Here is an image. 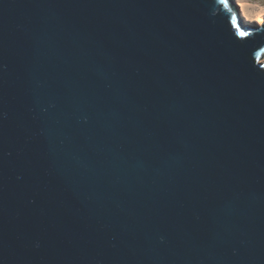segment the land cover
<instances>
[{
  "label": "water",
  "instance_id": "95a60500",
  "mask_svg": "<svg viewBox=\"0 0 264 264\" xmlns=\"http://www.w3.org/2000/svg\"><path fill=\"white\" fill-rule=\"evenodd\" d=\"M0 264H264V24L0 0Z\"/></svg>",
  "mask_w": 264,
  "mask_h": 264
},
{
  "label": "bare ground",
  "instance_id": "6f19581e",
  "mask_svg": "<svg viewBox=\"0 0 264 264\" xmlns=\"http://www.w3.org/2000/svg\"><path fill=\"white\" fill-rule=\"evenodd\" d=\"M241 11L242 19L246 21H257L260 25L264 24V4L252 7L247 0H237Z\"/></svg>",
  "mask_w": 264,
  "mask_h": 264
},
{
  "label": "snow or ice",
  "instance_id": "6c2138e0",
  "mask_svg": "<svg viewBox=\"0 0 264 264\" xmlns=\"http://www.w3.org/2000/svg\"><path fill=\"white\" fill-rule=\"evenodd\" d=\"M216 2H217L218 4L224 6L225 8H229V0H216ZM233 26H234V27H237V29H238L237 34H238L240 37L244 38V37H247V36L249 35L248 33L244 32V31H242V30H239L238 25H236V23H235V17H233Z\"/></svg>",
  "mask_w": 264,
  "mask_h": 264
},
{
  "label": "rangeland",
  "instance_id": "374dc122",
  "mask_svg": "<svg viewBox=\"0 0 264 264\" xmlns=\"http://www.w3.org/2000/svg\"><path fill=\"white\" fill-rule=\"evenodd\" d=\"M252 7H257L258 4H264V0H247ZM257 22V21H254Z\"/></svg>",
  "mask_w": 264,
  "mask_h": 264
}]
</instances>
